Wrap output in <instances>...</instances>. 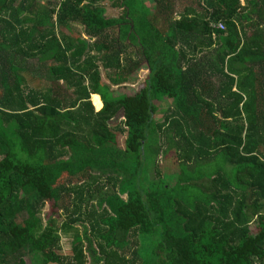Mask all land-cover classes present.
Returning a JSON list of instances; mask_svg holds the SVG:
<instances>
[{"label": "trees", "instance_id": "obj_1", "mask_svg": "<svg viewBox=\"0 0 264 264\" xmlns=\"http://www.w3.org/2000/svg\"><path fill=\"white\" fill-rule=\"evenodd\" d=\"M0 264H264V0H0Z\"/></svg>", "mask_w": 264, "mask_h": 264}, {"label": "rangeland", "instance_id": "obj_2", "mask_svg": "<svg viewBox=\"0 0 264 264\" xmlns=\"http://www.w3.org/2000/svg\"><path fill=\"white\" fill-rule=\"evenodd\" d=\"M243 2V1H242ZM244 3V2H243ZM40 8V7H39ZM111 14H113L112 11H110ZM118 12H115L116 15ZM75 32L79 31V27H74ZM148 70L146 69L145 66L141 67L139 71H134L131 73L132 76H139L138 78V82L133 83V84H127L126 86H118L117 88H114L115 93L116 94H125V97L130 98V102H131V106L132 109H136V101L133 98L134 95V91L136 90V88H138L140 82H143L145 77L147 76ZM104 80V78H103ZM104 82H106V79L104 80ZM163 112H165L164 109H159L157 114L158 116L163 114ZM122 117L124 120H126L125 116L122 115V113H120L119 115L116 116V118L110 122L111 126H113L114 124H117L118 122L122 121ZM122 141H119L120 143V147L123 144V141L125 139V135L122 136ZM74 164L80 165L82 167L86 169L92 167L94 169H100V164L99 162H95L93 163V159H88V160H84V161H77L74 162ZM159 168H160V177L163 181H166L169 183V185H173L177 179V174L179 172V166H178V161H177V157H176V153L174 152L173 149H164V153L161 154V157L159 158ZM84 173V172H83ZM154 174H152L153 176ZM79 175L75 176V177H70L67 178L66 181L71 180L72 182H75L77 179H79ZM50 213H57V209L54 208V203L49 202L47 210H44L42 212V224L43 226H45L46 224V220L48 219V216L50 215ZM62 214L64 215V213L62 212ZM75 229H69L67 230V233H62V248H63V253L68 254L71 250V240H73V238L77 235V234H81L84 237V244H85V250L86 253L88 255L89 261L91 263L95 262L98 260V255L96 252V248L94 246V244H92L91 240L89 237L86 236L85 232H84V227L80 224H76ZM252 231L255 232L256 231V225H251ZM79 231V232H78ZM21 242H18L17 245H19ZM50 247V242H43L42 245L39 246V249L41 252L43 253H47ZM41 261H42V257H40Z\"/></svg>", "mask_w": 264, "mask_h": 264}, {"label": "crops", "instance_id": "obj_3", "mask_svg": "<svg viewBox=\"0 0 264 264\" xmlns=\"http://www.w3.org/2000/svg\"><path fill=\"white\" fill-rule=\"evenodd\" d=\"M92 97H94V102H95L96 105H98V103H97V99H96L95 97L98 98L99 103H100V107H99L98 109L95 108V106H94V104H93V102H92ZM90 101H91V104H92V106H93V108H94L95 111H99V110L102 108V102H101L100 97H99L98 95L92 94V95L90 96ZM74 121H75V120H74Z\"/></svg>", "mask_w": 264, "mask_h": 264}]
</instances>
